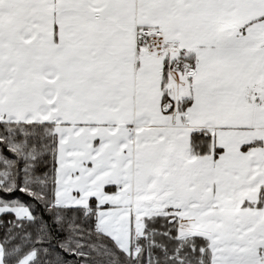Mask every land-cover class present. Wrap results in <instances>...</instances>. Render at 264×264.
Masks as SVG:
<instances>
[{
    "label": "snow or ice",
    "instance_id": "6c2138e0",
    "mask_svg": "<svg viewBox=\"0 0 264 264\" xmlns=\"http://www.w3.org/2000/svg\"><path fill=\"white\" fill-rule=\"evenodd\" d=\"M0 264H264V0H0Z\"/></svg>",
    "mask_w": 264,
    "mask_h": 264
}]
</instances>
